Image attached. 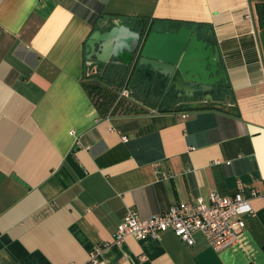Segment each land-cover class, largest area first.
<instances>
[{"label": "crops", "instance_id": "1", "mask_svg": "<svg viewBox=\"0 0 264 264\" xmlns=\"http://www.w3.org/2000/svg\"><path fill=\"white\" fill-rule=\"evenodd\" d=\"M255 2L264 0H0V264H91L98 246L96 264H264V203L252 194L264 188ZM114 20L145 32L196 24L227 81L180 93L143 65L129 97L143 110L104 115L85 84L114 79L127 59L90 64L99 60L87 47ZM239 181L254 212L234 246L217 250L201 233L190 245L171 229L114 240L130 210L150 217L233 194Z\"/></svg>", "mask_w": 264, "mask_h": 264}, {"label": "water", "instance_id": "2", "mask_svg": "<svg viewBox=\"0 0 264 264\" xmlns=\"http://www.w3.org/2000/svg\"><path fill=\"white\" fill-rule=\"evenodd\" d=\"M98 41L101 46L97 52ZM88 44V57L95 54L99 60H92L90 64L104 65L111 55L126 58L128 66L138 61L140 66H150L151 71L169 82V88L175 87L180 93L209 95L227 81L218 49L200 36L196 24L148 33L144 28L134 29L121 20H114L106 30H95Z\"/></svg>", "mask_w": 264, "mask_h": 264}, {"label": "built area", "instance_id": "3", "mask_svg": "<svg viewBox=\"0 0 264 264\" xmlns=\"http://www.w3.org/2000/svg\"><path fill=\"white\" fill-rule=\"evenodd\" d=\"M130 89L124 86L120 98H129ZM75 135V131H71ZM124 139H127L124 136ZM252 194L260 197L264 203V188H253ZM251 199L244 194L241 181L238 190L233 194L224 195L212 191L208 197L197 196L194 200L181 201L172 204L167 210L150 217H143L137 211L130 210L118 224L114 235L117 243L122 242L127 235L139 239L156 238L162 231L171 229L190 245L196 242V233H201L215 249L234 246L240 241L245 229V214L253 213ZM102 246L91 253V264L98 263Z\"/></svg>", "mask_w": 264, "mask_h": 264}, {"label": "trees", "instance_id": "4", "mask_svg": "<svg viewBox=\"0 0 264 264\" xmlns=\"http://www.w3.org/2000/svg\"><path fill=\"white\" fill-rule=\"evenodd\" d=\"M255 12L257 14V21L259 22L260 27L263 31L264 36V2H255ZM144 23L140 24V27H145ZM182 25L181 22H177L176 29ZM148 29V33L151 32L152 29ZM120 65V64H118ZM117 65V66H118ZM120 69L116 67L115 73H114V79H110L107 74L104 76V74L97 75L98 78L96 80H93L92 82H89L86 85L87 89L90 91V93L97 99V105L101 112L105 115L109 112L117 111L118 109L123 110L124 112H139L143 110V107H140L139 104L132 99V97L125 98L123 100L117 99L119 96V92L121 89L125 86H127L130 89L131 92V85L130 81L133 82L137 78V76L140 75L139 68L141 67L136 61L134 67L128 66L126 62L121 63ZM142 67H144L142 65ZM114 72V71H112ZM128 77V80L126 79ZM162 90L165 91L166 85L162 82L161 84ZM132 96V92H131ZM116 103V104H115Z\"/></svg>", "mask_w": 264, "mask_h": 264}, {"label": "flooded vegetation", "instance_id": "5", "mask_svg": "<svg viewBox=\"0 0 264 264\" xmlns=\"http://www.w3.org/2000/svg\"><path fill=\"white\" fill-rule=\"evenodd\" d=\"M168 86H169V84H168Z\"/></svg>", "mask_w": 264, "mask_h": 264}, {"label": "rangeland", "instance_id": "6", "mask_svg": "<svg viewBox=\"0 0 264 264\" xmlns=\"http://www.w3.org/2000/svg\"><path fill=\"white\" fill-rule=\"evenodd\" d=\"M155 83V82H154Z\"/></svg>", "mask_w": 264, "mask_h": 264}]
</instances>
